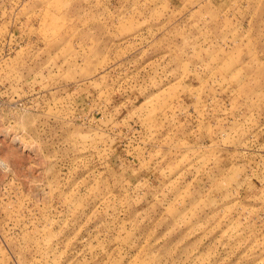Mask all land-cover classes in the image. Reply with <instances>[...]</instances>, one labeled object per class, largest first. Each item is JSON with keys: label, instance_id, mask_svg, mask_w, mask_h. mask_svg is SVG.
I'll list each match as a JSON object with an SVG mask.
<instances>
[{"label": "rangeland", "instance_id": "374dc122", "mask_svg": "<svg viewBox=\"0 0 264 264\" xmlns=\"http://www.w3.org/2000/svg\"><path fill=\"white\" fill-rule=\"evenodd\" d=\"M0 264H264V0H0Z\"/></svg>", "mask_w": 264, "mask_h": 264}]
</instances>
